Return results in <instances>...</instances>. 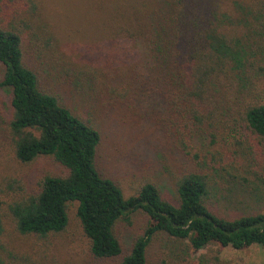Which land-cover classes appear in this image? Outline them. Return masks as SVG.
Returning a JSON list of instances; mask_svg holds the SVG:
<instances>
[{
    "label": "trees",
    "instance_id": "1",
    "mask_svg": "<svg viewBox=\"0 0 264 264\" xmlns=\"http://www.w3.org/2000/svg\"><path fill=\"white\" fill-rule=\"evenodd\" d=\"M80 1L103 39L126 47L130 61L136 62L130 69L109 70L119 54L115 46L106 50L103 66L88 65L89 59L84 65L74 59L73 65L47 14V0H0V62L5 66L0 88L11 97L4 140L17 163L47 157L63 168L62 174L42 175L32 189L14 185V180L5 188L0 185V264H20L12 249L14 232L11 235L6 226L8 218L17 233L47 238L65 230L68 208L74 202L91 255L102 260L123 256L116 264H150L149 249L157 237L168 238L166 253L175 264H192L191 255L211 244L264 248V212L228 217L211 208L218 183L217 179L213 183L212 171L221 167L230 173L229 164L219 163L216 156H210L211 169L187 171L177 179V202L164 198L150 181L126 196L98 168L99 129L65 105L56 91L44 89L36 68L25 59L32 42L38 57L54 61L55 68L69 76L76 72L73 77L80 82L96 80L111 96L136 103L149 91L164 109L160 119L164 129L175 135L184 151H192L196 135L209 132L214 140L222 127L237 133L242 129L247 138L241 137L240 145L249 139L264 145V58L256 64L258 80L250 87L241 83L252 47L245 42L264 39V20L251 19L264 15V0ZM240 1L250 18L237 15ZM244 19L250 22L245 24ZM229 23L240 26L242 41L233 37L236 27ZM140 211L147 215V225L134 235L126 252L119 225L130 224L132 215ZM219 255L216 252L210 262L221 264ZM160 261L167 263L165 257Z\"/></svg>",
    "mask_w": 264,
    "mask_h": 264
},
{
    "label": "rangeland",
    "instance_id": "2",
    "mask_svg": "<svg viewBox=\"0 0 264 264\" xmlns=\"http://www.w3.org/2000/svg\"><path fill=\"white\" fill-rule=\"evenodd\" d=\"M240 3L243 5L237 9V15H241L242 19L250 18L246 4L243 1ZM84 8L80 0H47V14L57 26L68 61L74 65L75 59L84 65L89 59L88 65L101 63L103 66L107 64L106 50L115 46L119 54L116 53L111 61L109 70L111 69L112 73L125 72L135 65L136 62L130 61L126 47L122 46L120 41L107 43V40L103 39L101 31L95 27L93 18L85 13ZM235 15L234 19L241 22L242 19ZM256 18L263 21L264 15L260 13L251 17ZM244 21L242 22L245 24L250 22L246 19ZM228 26L236 27L233 37L241 40L243 31L240 26L234 23H229ZM259 38L253 39L254 42L249 40L251 45L245 42L247 47L252 46L248 51L249 55L247 54L248 60H245L242 67L244 73L241 75V78H245L241 83L248 87L251 81L258 80L260 72L256 64L264 58V39ZM25 59L36 68L44 89L56 91L65 105L99 129L101 142L97 153L98 168L103 175L113 179L126 196L136 194L150 181L158 186L164 198L177 202V179L187 171L211 169L210 156L213 155L218 158L219 163L229 164L230 173L224 172L221 167L211 170L215 172L213 183L218 180L209 203L211 208L228 217L255 211L264 212V145L250 139L240 145L239 142L247 138L242 129H238L237 133L236 129L227 130L222 127L216 131L217 137L214 140L209 136V132L204 136L196 135L192 151H184L178 147L175 135L172 137L164 129L160 120L164 109L149 91L141 101L136 102L138 106L116 94L111 96L106 93L107 88L96 80L95 82L94 79L87 78L86 82H80L73 77L76 72L69 76L63 69L55 68L57 64L54 61L38 57L32 42L27 44ZM4 73L5 66L0 62V80ZM247 95L248 92H243L244 97ZM10 98V92L0 88V155H3L0 156V185L5 188L9 184L8 181L14 180L12 184L32 189L42 175L62 174L63 168L54 159L47 157H41L31 164H21L13 160L9 144L4 140V131L11 116ZM251 146L254 149H249ZM77 206L76 202L69 205V224L65 230L53 233L47 238L17 233L12 218H8L6 226L11 235L14 232L11 247L19 254L18 263L119 262L123 256L102 260L91 255L89 241L77 215ZM131 221L130 224L121 222L118 229L126 252L134 235L146 227L148 217L140 211L132 215ZM169 245L168 238H155L148 254L150 264H161L160 259L164 257L166 264H175L173 257L166 253ZM216 252L220 254L221 264H264V248L257 244L242 249L211 244L201 252L192 254L191 262L212 264L210 260ZM201 256H204L203 260Z\"/></svg>",
    "mask_w": 264,
    "mask_h": 264
}]
</instances>
